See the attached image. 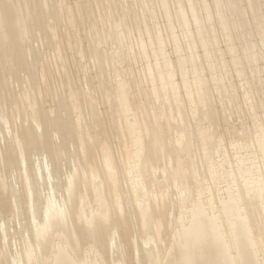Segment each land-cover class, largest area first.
Returning a JSON list of instances; mask_svg holds the SVG:
<instances>
[{"label":"bare ground","instance_id":"1","mask_svg":"<svg viewBox=\"0 0 264 264\" xmlns=\"http://www.w3.org/2000/svg\"><path fill=\"white\" fill-rule=\"evenodd\" d=\"M218 2L0 0V181L7 179L10 185L6 195L0 191V199L11 202L15 198L22 209L19 223L15 222V204L0 210V258H4L6 236L9 259L12 253L20 258L12 241H19L22 250L29 239L26 233L32 211L25 171L33 181L42 174L45 183L51 172L54 184L47 191L59 198L67 196L66 182L62 192L59 181L74 159L80 169L77 206L81 196L94 201L97 189L113 196L119 191L123 198L125 216L113 229L118 230L119 244L127 252L118 259L135 261L140 251L142 260H163L174 247L171 259L180 260L186 242L175 227H168L171 218L175 216L178 222L184 208L190 219L194 211L207 205L208 216L227 223L224 214L230 187L245 189L246 203L241 207H252L247 201L250 190L255 191L254 203L259 206L264 180L259 0H252L256 14L250 9L243 20L235 19L232 12H218ZM45 3L50 7L45 8ZM248 100L256 108L254 117L249 114L253 104ZM205 101L211 102V123L205 122ZM229 101H238L235 121L226 116ZM242 119L247 133L244 147L229 158L219 140L228 134L229 124L238 135L236 124ZM33 120L39 128L29 124ZM158 121L168 147L159 154L153 149L141 162L138 145L142 138L147 140ZM213 123L215 144L201 135ZM5 125L10 126V138ZM228 138L231 152L232 137ZM229 159L227 175L211 185V195L203 204L189 199L186 205L177 202L173 206L178 187L198 190L193 175L197 169L203 180L213 160ZM106 160L111 161L112 172ZM153 169L159 171L154 174ZM207 179L211 181V176ZM134 186L139 187L141 197L147 190L143 210L137 206ZM169 191L172 198L167 197ZM161 193L165 197L158 199ZM145 214L153 229L146 230ZM159 223L164 224L167 248L152 243L146 251L144 245L150 237L157 242L161 239L154 233ZM73 229L79 234L78 220L69 221L68 232ZM226 243L235 253L236 241L231 235ZM240 243L243 247L242 230ZM73 252L62 258L96 260L95 255H87V246ZM100 256L109 262L113 259L110 240L107 252L101 250Z\"/></svg>","mask_w":264,"mask_h":264},{"label":"snow or ice","instance_id":"2","mask_svg":"<svg viewBox=\"0 0 264 264\" xmlns=\"http://www.w3.org/2000/svg\"><path fill=\"white\" fill-rule=\"evenodd\" d=\"M45 8L50 7L47 3ZM218 12L226 15L232 12L235 19L243 20L249 16V10L252 14H256L257 5L249 0L244 3V0H219L216 5ZM259 30L261 34V48L260 57L264 61V0H259ZM126 88V85L124 86ZM247 100V97H246ZM238 101H229L225 105L226 116H230L235 121V115L240 109H236L234 105ZM249 104H253L248 100ZM210 101H205V122L211 123V116L209 114ZM243 106H241L242 108ZM260 117L261 131L264 133V100L261 101ZM256 108L253 104L252 110L249 113L254 117ZM246 120L242 119L236 124L239 130L238 135L232 131V125L229 124V132L227 135H221L219 144L223 147L225 154L231 158L232 153L243 150V141H245L247 133L243 130V125ZM30 125H35L39 128L37 121H29ZM9 127V138L11 137V130ZM164 130L160 126L159 121L157 125L150 130L147 140L141 139L138 145V159L143 162L146 157H149L152 150L155 149L157 154L166 151L168 145L163 143ZM201 135L205 139H211L213 144L216 142V129L214 123L212 126L202 129ZM229 136L232 137L231 152L228 151ZM0 139H3L0 134ZM240 141V143H237ZM7 141H5L6 143ZM261 148L264 149V135L260 138ZM181 141H177L180 144ZM83 147L81 151H83ZM221 155V149H217V156ZM106 167L109 172H112L113 166L110 160H106ZM231 167V159L217 163L213 160L205 173V179H201L199 170L197 169L193 175L195 178L198 190L194 191L190 187H186L183 191L177 188V197L173 199V206L177 202L186 205L189 199L199 201L203 204L206 196L211 195V185L218 183V178L223 179L227 175V169ZM159 169H153V173L158 172ZM264 172V169H262ZM80 169L77 167L75 159L71 165V169H66L65 176L59 181L61 183V191H65L63 187L66 182L67 196L57 198L55 193H49L48 188L54 184L51 172H49L47 183L44 181L43 175L35 178V181L28 179L27 171H25V178L28 180V199L29 208L32 211L31 224L28 226L26 235L29 237L24 242L21 250L20 243L17 240L12 241V247L16 248L20 254V258L16 257L15 253L11 254L9 259V241L7 236L4 239V258H0V264H264V180L261 182L259 188V206L255 205L256 193L255 191H247V201L252 203L251 208L241 207L246 203L245 189L238 185L233 190L229 188V198L226 202L225 216L227 223L221 218L217 220L215 216H208L205 205L204 209L196 210L192 213L191 218L181 209L180 219L177 222L173 216L168 224L169 228L175 227L177 234L185 245L182 248V258L180 260L171 259V253L174 252V247L170 250L169 258L159 260L151 259L150 261L142 260L140 251L136 253V260L131 261L127 259H118L117 257L126 254L127 249L119 244L118 230L113 229V225L119 219L125 216V208L123 198L117 191L113 196L109 191L102 193L99 189L96 190L95 200L86 199L84 196L79 198L78 206L76 203V191L78 188ZM133 173L130 171L129 175ZM167 176V171H165ZM211 176V181L207 179ZM88 172L84 170V179L87 182ZM93 183H96V176L93 173ZM205 185H208L205 188ZM9 182L7 179L0 181V191L5 195L9 190ZM248 185L246 183L245 188ZM133 191L137 193V206L143 210V201L148 199L147 190H144V196L139 195V187L134 186ZM39 195L37 202L36 196ZM165 197L161 193L158 199ZM168 198H172L171 191L167 193ZM11 204L16 205L15 222L19 223V216L22 211L21 204L15 198L11 202L0 199V210H7ZM213 201H209V204ZM79 222V234L73 229L71 233L68 232L69 221ZM145 228L146 230L153 229L149 222L148 214H145ZM241 230L243 239L245 241L241 247ZM257 232L259 233V240H257ZM154 233L161 237L157 242L153 237H150L144 248L150 251L149 245L152 243H163L167 248V241L164 240V224L159 223L154 227ZM229 235L236 241V251L233 252L232 247L226 243ZM111 241L113 259L109 262L105 258H101L100 251L107 252L108 241ZM139 237H137V242ZM175 241V237H173ZM87 246V255H95L96 260L79 261L76 259L68 260L62 258L68 254H75L79 252L81 247ZM160 249H157L159 252ZM53 254L55 259H53Z\"/></svg>","mask_w":264,"mask_h":264}]
</instances>
